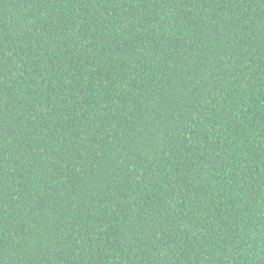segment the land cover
<instances>
[{
    "label": "trees",
    "instance_id": "1",
    "mask_svg": "<svg viewBox=\"0 0 264 264\" xmlns=\"http://www.w3.org/2000/svg\"><path fill=\"white\" fill-rule=\"evenodd\" d=\"M0 264H264V0H0Z\"/></svg>",
    "mask_w": 264,
    "mask_h": 264
}]
</instances>
